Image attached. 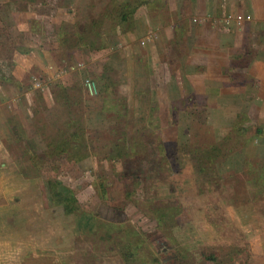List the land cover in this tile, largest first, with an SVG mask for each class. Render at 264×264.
<instances>
[{
  "label": "rangeland",
  "instance_id": "1",
  "mask_svg": "<svg viewBox=\"0 0 264 264\" xmlns=\"http://www.w3.org/2000/svg\"><path fill=\"white\" fill-rule=\"evenodd\" d=\"M123 1L0 0V264H124L127 239L142 264H264V87L218 72L221 0H145L118 23ZM75 125L86 156L47 155ZM46 179L79 212L47 207Z\"/></svg>",
  "mask_w": 264,
  "mask_h": 264
},
{
  "label": "crops",
  "instance_id": "2",
  "mask_svg": "<svg viewBox=\"0 0 264 264\" xmlns=\"http://www.w3.org/2000/svg\"><path fill=\"white\" fill-rule=\"evenodd\" d=\"M193 6L195 7L197 0H190ZM221 3V5H219ZM203 4V2L201 3ZM219 6L221 10H219ZM206 14L205 9L202 11V16ZM213 17L217 18L215 20H221L220 27L217 25L209 26L207 29L211 33V39L209 42L214 45H218L221 52H227L225 58V64H219L218 72L225 71L230 66V72L233 73L232 77L235 78L237 74L246 75L249 77L250 86L257 82L264 87V45H260L256 39H260L264 34V0H221L219 3H213ZM201 19V18H200ZM203 20L202 22H204ZM224 28L222 25H226ZM195 27V26H193ZM229 27V28H228ZM205 28V27H204ZM220 28V29H219ZM222 28V29H221ZM228 28V29H227ZM192 29V28H191ZM190 32V31H189ZM220 34H225V39L221 42ZM243 37V38H242ZM245 41V45H242V41ZM240 41V42H239ZM200 44V43H197ZM199 49V48H198ZM195 50V49H193ZM245 50V52H243ZM242 53V54H241ZM250 54L248 63L242 65H234L232 60L239 59L242 55ZM189 59L191 57L190 49L188 48ZM245 62V60H244ZM238 64V63H235ZM247 70H246V67ZM226 66V67H225ZM252 69V71H248ZM247 73V74H246ZM228 76L226 81H229ZM218 86L220 88H218ZM222 86L217 85L213 87L214 93H217V96L221 94ZM264 99V95L262 96ZM2 165V164H1ZM2 174H0V179H2ZM1 182V180H0ZM2 196V197H1ZM264 196V195H263ZM3 198V195H0V200ZM7 203V202H6ZM0 203V209H7V205ZM248 206V205H247ZM251 207V208H250ZM249 209H243V215L247 218V224L252 225L251 229L245 231H255L252 232L254 236H260V229L256 227V221L254 220L255 214H253V204H250ZM234 211V210H233ZM238 214L239 211H234ZM240 214V213H239ZM245 221V222H246ZM246 236V234H244ZM20 237V236H18ZM3 238V237H2ZM1 239V237H0ZM9 239L12 241L10 244L15 246V240L18 241L17 237L10 236ZM9 248V247H8ZM1 257V256H0Z\"/></svg>",
  "mask_w": 264,
  "mask_h": 264
},
{
  "label": "trees",
  "instance_id": "3",
  "mask_svg": "<svg viewBox=\"0 0 264 264\" xmlns=\"http://www.w3.org/2000/svg\"><path fill=\"white\" fill-rule=\"evenodd\" d=\"M143 3H145V0H125L121 3L119 2L114 3L116 8H114V10H109L111 14L115 15L114 17H111V19H117L118 23L127 22L130 20L131 14ZM99 14L101 15L97 16L96 18L90 21V23L88 24V27L85 29L84 32L82 31L79 32V36H78L79 40H82L88 37V39L91 38L89 40H92V41L94 40L96 42L97 38H99V35H100L98 28L101 24V18L103 16L107 17V12H100ZM129 24L130 22L127 23V25ZM90 47H92L93 49H97L99 46L92 45ZM104 86L107 88L108 80L105 82ZM15 127L16 129L14 128V126L12 127L13 131L14 132L19 131L16 125ZM79 129L80 127L78 125H75L73 126L72 132L70 134L62 133V134H59L58 137L56 136L55 138H53L51 141L46 142L45 144L47 147L46 154L50 155V154L65 152L69 155L70 159L73 161H79L82 158H84L86 156V151L82 150L83 146L81 143L83 140L80 136V133L78 132ZM111 145H113V148L115 149L114 150L115 152L113 153L114 154L113 157L110 158V160H113L114 157L119 155L120 150L123 149L124 146L120 144H115V143L114 144L112 143ZM163 145L164 144H162V146ZM104 146L103 148L106 149L107 146L105 147ZM156 157L157 156H154V158L152 157L153 160H155ZM160 160H161V157L159 156V161ZM147 173H148L147 166L146 164L143 163L141 165L140 171L136 173V175H134V178L138 177L139 179H143L144 181L146 180V176L150 174V172L148 174ZM43 184L45 188L44 193L46 196L45 200H46L47 207H49L50 209L59 208L61 210V213L64 216L72 215L75 212H79L80 207L75 197L72 194L63 193L62 191L57 189L56 187L57 183L56 182L54 183L51 180L46 179L43 182ZM101 190L103 191V189ZM167 215L168 214L163 215L162 219L160 216H157V218L159 219V221L160 219L164 221L167 218ZM128 240L129 239H127V241L123 245V251L120 252V258L122 259V262L124 264H131V263L132 264H142V262L137 263V259H135L137 258L136 254L131 251L130 249L131 245L130 243H128ZM209 256L213 258L214 255L209 254ZM143 264L145 263L143 262Z\"/></svg>",
  "mask_w": 264,
  "mask_h": 264
},
{
  "label": "water",
  "instance_id": "4",
  "mask_svg": "<svg viewBox=\"0 0 264 264\" xmlns=\"http://www.w3.org/2000/svg\"><path fill=\"white\" fill-rule=\"evenodd\" d=\"M92 87V85H88V88H91Z\"/></svg>",
  "mask_w": 264,
  "mask_h": 264
}]
</instances>
